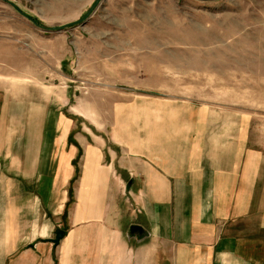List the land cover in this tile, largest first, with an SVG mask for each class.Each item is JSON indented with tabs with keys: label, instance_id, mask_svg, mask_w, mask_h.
I'll return each mask as SVG.
<instances>
[{
	"label": "crops",
	"instance_id": "0c3cea01",
	"mask_svg": "<svg viewBox=\"0 0 264 264\" xmlns=\"http://www.w3.org/2000/svg\"><path fill=\"white\" fill-rule=\"evenodd\" d=\"M3 88L0 264H264V167L208 110L145 97L106 136L83 124L70 143L60 116L43 122L50 148L18 149Z\"/></svg>",
	"mask_w": 264,
	"mask_h": 264
},
{
	"label": "rangeland",
	"instance_id": "374dc122",
	"mask_svg": "<svg viewBox=\"0 0 264 264\" xmlns=\"http://www.w3.org/2000/svg\"><path fill=\"white\" fill-rule=\"evenodd\" d=\"M0 69L18 149L50 148L60 116L70 143L106 136L121 102L152 97L208 110L264 167V0H0Z\"/></svg>",
	"mask_w": 264,
	"mask_h": 264
},
{
	"label": "water",
	"instance_id": "95a60500",
	"mask_svg": "<svg viewBox=\"0 0 264 264\" xmlns=\"http://www.w3.org/2000/svg\"><path fill=\"white\" fill-rule=\"evenodd\" d=\"M129 232L132 235H142L145 232V229L143 228L142 225L132 224L130 226ZM64 233H65L64 230H59L57 232L55 239H53L54 243H59L60 239L64 236Z\"/></svg>",
	"mask_w": 264,
	"mask_h": 264
}]
</instances>
